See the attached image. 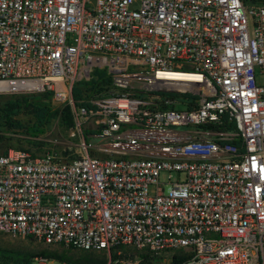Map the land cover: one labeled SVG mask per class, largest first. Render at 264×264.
Segmentation results:
<instances>
[{"label":"built area","instance_id":"2783aa9c","mask_svg":"<svg viewBox=\"0 0 264 264\" xmlns=\"http://www.w3.org/2000/svg\"><path fill=\"white\" fill-rule=\"evenodd\" d=\"M2 84L54 91L102 156L0 153V232L95 264H264V0H0Z\"/></svg>","mask_w":264,"mask_h":264},{"label":"rangeland","instance_id":"374dc122","mask_svg":"<svg viewBox=\"0 0 264 264\" xmlns=\"http://www.w3.org/2000/svg\"><path fill=\"white\" fill-rule=\"evenodd\" d=\"M259 81L262 82L263 79H260ZM48 92H51V95L48 94ZM22 97L35 98L41 104L49 107L51 111H60L67 105L66 101H60L55 97L54 91L32 93L19 92L14 94L0 93V153H5L9 150H27L32 155H42L47 152H53L66 159L79 158L85 154L89 156H102L97 150L99 144L97 140L90 139L91 146L87 147L86 150L82 149L80 134L86 138L88 134L85 135V131H88L89 126H85L81 129V133H77L74 131L73 118V126L70 128L66 127L64 121L60 118L52 119L51 122L45 126L44 132L35 138L27 134V129L34 123L29 109L22 108L15 117H12V123L17 124L18 128L7 125L8 118L3 112L4 104L9 100ZM85 143L86 145L89 144L87 139H85ZM173 177H175L174 174ZM163 179H167V175H161V181ZM169 188V185L165 186L164 191L168 192ZM0 247L29 251L32 253L40 251H57L72 257H76L78 253L82 254L79 250H69V248L64 247L63 245L49 246L31 238L12 237L2 232H0ZM32 264L64 263L56 261H34Z\"/></svg>","mask_w":264,"mask_h":264},{"label":"trees","instance_id":"16d2710c","mask_svg":"<svg viewBox=\"0 0 264 264\" xmlns=\"http://www.w3.org/2000/svg\"><path fill=\"white\" fill-rule=\"evenodd\" d=\"M101 82L108 83L109 80L105 78V75L101 73L99 75ZM95 86V82L91 81V88ZM51 95V92H48ZM79 89L73 87L72 96L75 102V106H82L78 102L79 100ZM25 108L29 109L30 114L33 117V125L27 129V134L35 138L41 135L44 132L45 126L51 122L52 119L60 118L64 121L66 127H72V117L71 110L69 105H66L62 110L51 111L49 107L41 104L37 99L30 97L16 98L13 100L7 101L3 106V112L8 118L7 125L18 128L17 124H13L11 119L15 117L20 109ZM234 128V126H231ZM89 131H85L87 135ZM28 152L27 150H23ZM6 153V152H5ZM3 153V154H5ZM74 249L69 247V250ZM76 250V249H75ZM80 251V250H79ZM76 257L68 256L65 253H60L57 251H40L37 253H32L29 251H21L15 249H7L0 247V264H32L35 259L45 260V261H56L64 264H95V259L92 258L91 254L81 252Z\"/></svg>","mask_w":264,"mask_h":264},{"label":"bare ground","instance_id":"6f19581e","mask_svg":"<svg viewBox=\"0 0 264 264\" xmlns=\"http://www.w3.org/2000/svg\"><path fill=\"white\" fill-rule=\"evenodd\" d=\"M22 88H33L36 87V85H31V84H23L21 85ZM4 90H11L10 87H7L6 85L2 84L0 85V91H4Z\"/></svg>","mask_w":264,"mask_h":264}]
</instances>
